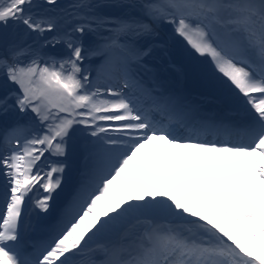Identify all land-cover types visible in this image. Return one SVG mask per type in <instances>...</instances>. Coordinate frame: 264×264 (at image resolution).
Instances as JSON below:
<instances>
[{
  "label": "snow or ice",
  "instance_id": "1",
  "mask_svg": "<svg viewBox=\"0 0 264 264\" xmlns=\"http://www.w3.org/2000/svg\"><path fill=\"white\" fill-rule=\"evenodd\" d=\"M105 6L139 14L94 11ZM70 7L83 22L62 27L59 0H0V264H264V0ZM164 24L209 58L251 109L253 121L224 128L235 140L208 139L219 130L144 86V59L164 46L147 42ZM11 28L39 47L10 36ZM101 31L108 34L86 46V35ZM57 46L63 51H47ZM93 58L99 63L85 66ZM14 113L35 123L8 125ZM77 126L93 147L90 180L66 225L27 253L26 203L48 212ZM108 233L117 238L93 246Z\"/></svg>",
  "mask_w": 264,
  "mask_h": 264
},
{
  "label": "bare ground",
  "instance_id": "2",
  "mask_svg": "<svg viewBox=\"0 0 264 264\" xmlns=\"http://www.w3.org/2000/svg\"><path fill=\"white\" fill-rule=\"evenodd\" d=\"M160 29H162V27H160ZM165 35L168 37V38H171V34L174 33L172 31V26L170 28V30H165ZM178 39H181V40H184L182 37H179L178 36ZM99 63V60L98 62L94 63V65L98 64ZM191 82L192 84L195 86V87H206V86H209V83H202L201 82V78L199 77H195L194 75H192L191 77ZM2 94V93H1ZM16 113L14 114H10L9 116H13L15 115ZM253 114V113H252ZM16 119V117L13 118V120ZM3 121L0 120V125ZM73 147H75L73 144H71ZM70 144H69V148H70ZM77 152V156H79L80 154V151L79 150H76ZM69 161H73V158L72 157H67ZM2 182H3V178L0 177V185L2 186ZM68 181H65L63 182V184L61 185V188L57 190V194L59 196H63L66 192V189H67V183ZM1 192H2V188H1ZM0 192V193H1ZM27 205V203H26ZM63 205V199H60V198H57L54 200V202L51 204V207L49 208L48 212L47 213H43V212H40L39 210H35V209H32V211H28L27 208H25V211L27 213V215H25L23 217V221L25 220H28V225L32 226L33 228H42L46 223H47V220L45 219V216L46 215H51L52 217L55 216V213L57 211L58 208H60L61 206ZM62 226L59 227V231L61 230ZM110 233L108 234H104L100 237L97 238V240L95 242L97 243H110L114 240H103V237L105 238H109V235ZM42 246V245H41ZM39 247V246H38Z\"/></svg>",
  "mask_w": 264,
  "mask_h": 264
},
{
  "label": "rangeland",
  "instance_id": "3",
  "mask_svg": "<svg viewBox=\"0 0 264 264\" xmlns=\"http://www.w3.org/2000/svg\"><path fill=\"white\" fill-rule=\"evenodd\" d=\"M64 1H66V0H64ZM67 1H71V0H67ZM73 1L78 2V0H73ZM63 8H65V5H61V9H63ZM119 8H120V7H119ZM102 14L105 15V16H108V17H109V16H112V15L107 14V13H105V12H102ZM9 32H10V34H15L12 28L9 29ZM18 34H19V36H20V35H21V32H18ZM39 45H40V44H39Z\"/></svg>",
  "mask_w": 264,
  "mask_h": 264
}]
</instances>
